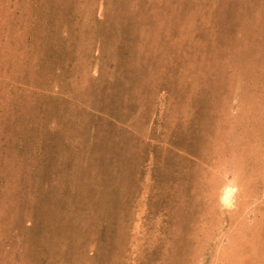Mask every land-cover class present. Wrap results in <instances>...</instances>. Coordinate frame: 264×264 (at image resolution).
Wrapping results in <instances>:
<instances>
[{
	"label": "rangeland",
	"instance_id": "374dc122",
	"mask_svg": "<svg viewBox=\"0 0 264 264\" xmlns=\"http://www.w3.org/2000/svg\"><path fill=\"white\" fill-rule=\"evenodd\" d=\"M0 264H264V0H0Z\"/></svg>",
	"mask_w": 264,
	"mask_h": 264
},
{
	"label": "bare ground",
	"instance_id": "6f19581e",
	"mask_svg": "<svg viewBox=\"0 0 264 264\" xmlns=\"http://www.w3.org/2000/svg\"><path fill=\"white\" fill-rule=\"evenodd\" d=\"M232 184V183H231ZM235 189L232 186H226L221 193L220 201L223 206H229L233 199V195L235 193Z\"/></svg>",
	"mask_w": 264,
	"mask_h": 264
}]
</instances>
